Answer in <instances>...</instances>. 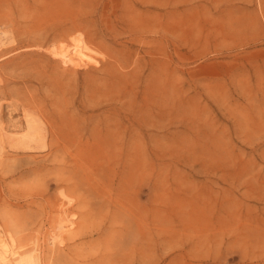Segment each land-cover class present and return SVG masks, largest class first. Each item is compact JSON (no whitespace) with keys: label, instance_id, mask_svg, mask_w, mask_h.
Segmentation results:
<instances>
[{"label":"rangeland","instance_id":"1","mask_svg":"<svg viewBox=\"0 0 264 264\" xmlns=\"http://www.w3.org/2000/svg\"><path fill=\"white\" fill-rule=\"evenodd\" d=\"M0 31L4 233L45 264H264V0H0Z\"/></svg>","mask_w":264,"mask_h":264},{"label":"bare ground","instance_id":"2","mask_svg":"<svg viewBox=\"0 0 264 264\" xmlns=\"http://www.w3.org/2000/svg\"><path fill=\"white\" fill-rule=\"evenodd\" d=\"M4 37V31H0V49L5 45L3 41ZM73 40V43L70 45L69 43L68 45L60 43L58 45H52L51 47L50 54L58 59L61 66L63 65L62 67H85V65H87L89 61H95V59H93V57L90 55L91 49L87 44L83 42L84 40ZM23 119L25 122V128H20L16 132H14L12 134L14 136L12 141H16L18 144H22L24 147H29L31 143L40 144V142H43L44 134L46 133H42V131L44 130L42 129L41 125L43 126V123L39 120V118H34L29 113L24 112ZM6 132L7 131H5L4 125H2L0 121V157L2 156L3 150L5 149V139L10 138L7 136ZM42 144H40V146H45V144ZM32 148L33 146L31 147V149ZM58 203L59 204H57V206L59 218H57L54 221L55 224L52 225V229L56 230L57 232L52 230L49 234H47L49 236V244L54 246L55 244H62L63 240H65L66 235H69L78 226L77 220L70 218L67 213L68 207L71 205V202L66 198H62ZM50 247L51 246H49V249ZM40 248L41 247L35 244L30 246L26 244L19 245L11 235L4 233L0 226V264H45L37 254L38 251H40Z\"/></svg>","mask_w":264,"mask_h":264}]
</instances>
